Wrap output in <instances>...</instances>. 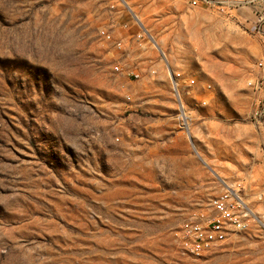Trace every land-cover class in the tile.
I'll list each match as a JSON object with an SVG mask.
<instances>
[{"label":"rangeland","instance_id":"1","mask_svg":"<svg viewBox=\"0 0 264 264\" xmlns=\"http://www.w3.org/2000/svg\"><path fill=\"white\" fill-rule=\"evenodd\" d=\"M127 2L0 0V264H264L250 102L264 0ZM133 16L168 57L189 132L160 51L129 36ZM226 184L253 212L248 229L203 257L184 251L174 231Z\"/></svg>","mask_w":264,"mask_h":264},{"label":"built area","instance_id":"2","mask_svg":"<svg viewBox=\"0 0 264 264\" xmlns=\"http://www.w3.org/2000/svg\"><path fill=\"white\" fill-rule=\"evenodd\" d=\"M111 9L120 7L122 10L130 11V5L127 0H107ZM190 7L212 10L217 6L228 7L238 5L236 0H188ZM137 28L131 30V35L136 41L137 46L146 50L149 43L154 45L161 53L163 60L168 65V72L172 79V88L174 95L178 101L179 122L184 132H189V115L186 112L182 101V95L179 88V82L173 74L172 66L169 63L167 55L159 47L157 40L149 32L143 22L134 18ZM128 23H124L127 27ZM252 33L258 38L261 44L259 56L255 61V69L252 73V83L250 92L251 102V120L261 136L260 149L264 155V7L259 8L255 12L254 19L251 25ZM102 35L107 39H113V32L103 29ZM113 37V38H112ZM126 38L123 34L115 41L116 47L121 48V41ZM159 45V46H158ZM120 65H115V70L121 73L134 77L135 79L142 78V68L139 65L131 66L124 64L121 61ZM189 86L196 85V80L190 78ZM210 87V85H208ZM130 99V95H127ZM247 200L242 195L241 191L228 184L225 185L223 191L210 198L207 205L195 209L185 217L179 227L174 231L175 240L179 247L196 257H203L213 249L222 245L223 242L229 239L236 231L248 229L253 212L248 206Z\"/></svg>","mask_w":264,"mask_h":264}]
</instances>
